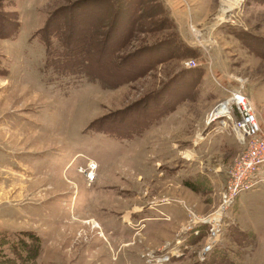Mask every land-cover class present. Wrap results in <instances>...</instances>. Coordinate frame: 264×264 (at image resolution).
Here are the masks:
<instances>
[{"label": "rangeland", "instance_id": "rangeland-1", "mask_svg": "<svg viewBox=\"0 0 264 264\" xmlns=\"http://www.w3.org/2000/svg\"><path fill=\"white\" fill-rule=\"evenodd\" d=\"M93 3L0 0V14L14 15L18 23L12 37H0L1 113H27L32 120L27 135L36 152L25 156L32 173L29 191L15 200L27 204V217L17 216L15 228L0 234L37 241L32 264H200L212 249L199 260L205 227L196 219L217 207L241 150L232 135L213 132L215 124L205 126L204 121L215 103L235 89L248 96L255 114L257 108L264 112V0H151L148 6L162 13L151 17L152 23L139 18L117 52L121 61L128 56L126 62L117 68L101 63L112 77L107 86L44 71L39 31L56 29L62 39L68 19L85 22ZM109 19L86 41L91 50L98 43L101 49L110 35ZM165 37L194 52L169 58ZM49 39L58 45L57 38ZM91 52L90 63L96 59ZM156 58L162 60L155 63ZM201 121L211 142L200 148L199 157H190L185 141ZM90 124L114 135L93 131ZM138 129L143 130L138 134ZM89 162L95 166L91 180L86 176ZM206 167L209 172L218 167L219 177L207 176ZM233 206L234 201L216 246L228 263L244 264L256 235L235 223ZM143 209L154 220L140 228L136 216ZM231 225L251 231L254 243L234 242ZM176 243L180 251L167 261L148 256L167 255ZM2 249L10 255L6 246Z\"/></svg>", "mask_w": 264, "mask_h": 264}, {"label": "trees", "instance_id": "trees-1", "mask_svg": "<svg viewBox=\"0 0 264 264\" xmlns=\"http://www.w3.org/2000/svg\"><path fill=\"white\" fill-rule=\"evenodd\" d=\"M93 1V4H95L93 6V10L91 13H89L90 16L87 17L86 15V19L88 20L84 22L83 20L85 19L82 21H77L76 19V22H74V20L72 21V18L68 19L66 33L63 35L64 37L62 39L59 37L61 32L56 29H52L51 31H39L42 33L39 35V40L43 44L45 52L43 57V70L45 71L49 69L56 77H86L89 80L98 81L104 86H107L106 83H108L112 77L111 74L101 70V63L104 65L108 64L109 66L112 65L113 68L122 66L124 64L123 62H126L128 56L126 59L124 58L125 60L122 59L123 61H121V57L117 58V52L123 47V45H125L128 39L132 37L136 27L141 23L139 22V18L141 16H145V18L148 19L146 20V23H152V21L149 19L153 16H156L158 13H162V10L161 8H158V10H153V7L148 6L151 0ZM96 5L100 7L96 8ZM108 15L110 17L108 25V31H110V35H108L107 38L103 40L101 49L100 44L98 43L97 48H95V50H91L92 47H90L86 41L94 39V36L98 34L96 32L99 31L100 26L103 24ZM161 20H165V18ZM17 26L18 23L15 20L14 15L11 16V19H9L6 16H2L0 14L1 38L12 37L16 33ZM44 28H46V24L44 25ZM71 35H73V37ZM111 35L113 37H111ZM49 37H54L55 39L57 38L59 41L58 45L56 44L54 46L52 44V46L51 43L53 41L50 40ZM169 37L172 36L169 35ZM170 39L171 40L165 37L162 40V42L168 44V46H171V49L167 54L169 58L174 56L179 57L181 53L183 56H190V54L194 52L190 47L177 41L176 39ZM154 45L150 46V48H152ZM98 50L101 52H98ZM90 51H92L91 53L96 56V59L92 60L91 63L89 62V56H91ZM103 58L105 59L103 60ZM156 59H154L155 63L162 60H159V58L157 60ZM92 64L94 65L93 70L91 68ZM132 67L134 70L138 69L136 65H131V68ZM141 72L143 71H139L136 76H138ZM118 79L119 78H116V80ZM124 79H126V76L123 78V80ZM115 82L116 81H114V83ZM142 127L144 129V126ZM87 128L92 129L93 131L95 130L98 132L107 133L109 135H114V132H112L109 128H94L92 124L88 125ZM143 129H138V134ZM128 134L130 135L132 133ZM183 184L193 188V185L190 181L184 180ZM231 226L233 228L230 231V235L234 242H236L238 245L245 247L254 243V234L251 231H242L237 229V227L234 225ZM4 246H6L8 252H10V255L2 251V247ZM38 248L39 246L37 241L33 240L32 242H27L23 241V239H17L16 241H13V239H10L9 236L7 237V234H0V262L13 261L18 264H32L38 253ZM206 257V261L204 260L200 264H230L224 258L223 251L219 246L213 247Z\"/></svg>", "mask_w": 264, "mask_h": 264}, {"label": "crops", "instance_id": "crops-1", "mask_svg": "<svg viewBox=\"0 0 264 264\" xmlns=\"http://www.w3.org/2000/svg\"><path fill=\"white\" fill-rule=\"evenodd\" d=\"M255 115L261 130L264 131V112L257 108ZM31 122L27 113L8 110L2 114L0 108V232L13 230L17 216L27 217V204H17L15 200H18L23 192L29 191L27 184L32 182L29 178L32 173L25 160L26 155L36 153L31 148L30 135H27L32 130ZM190 134L185 141L187 147H191L187 154L190 157H199L200 148L211 142V135L204 130L202 121L195 124ZM217 137L221 140L226 139L224 135ZM219 170L216 167L209 172L206 167L208 172L205 174L217 179ZM232 216L238 226L251 230L256 235L253 251L244 264H264V184L239 193L234 200ZM136 219L142 228L146 226V221L154 220V217L143 209Z\"/></svg>", "mask_w": 264, "mask_h": 264}, {"label": "built area", "instance_id": "built-area-1", "mask_svg": "<svg viewBox=\"0 0 264 264\" xmlns=\"http://www.w3.org/2000/svg\"><path fill=\"white\" fill-rule=\"evenodd\" d=\"M212 123L215 124L211 128L213 132L232 135L241 150L227 172L217 207L209 215L196 219L195 224L205 227V241L199 251V260L217 245L225 226L226 212L236 196L264 184V131L256 120L254 107L248 96L240 89L229 90L226 97L215 103L207 113L204 124L206 126ZM94 168L93 163L89 162L86 176L90 180ZM228 222L226 221V226ZM194 233L197 234V231ZM178 243L169 246L167 255L165 251L157 255L150 252L148 256L156 261H167L169 254H178L180 251L175 246Z\"/></svg>", "mask_w": 264, "mask_h": 264}, {"label": "bare ground", "instance_id": "bare-ground-1", "mask_svg": "<svg viewBox=\"0 0 264 264\" xmlns=\"http://www.w3.org/2000/svg\"><path fill=\"white\" fill-rule=\"evenodd\" d=\"M237 1H243V0H237ZM92 164V163H91ZM96 225V224H95Z\"/></svg>", "mask_w": 264, "mask_h": 264}]
</instances>
